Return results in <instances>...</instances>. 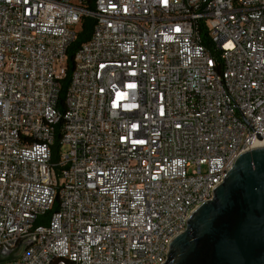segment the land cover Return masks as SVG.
Here are the masks:
<instances>
[{"label": "built area", "instance_id": "1", "mask_svg": "<svg viewBox=\"0 0 264 264\" xmlns=\"http://www.w3.org/2000/svg\"><path fill=\"white\" fill-rule=\"evenodd\" d=\"M261 146L264 0H0L1 264H163Z\"/></svg>", "mask_w": 264, "mask_h": 264}, {"label": "water", "instance_id": "2", "mask_svg": "<svg viewBox=\"0 0 264 264\" xmlns=\"http://www.w3.org/2000/svg\"><path fill=\"white\" fill-rule=\"evenodd\" d=\"M0 251V264L26 249ZM163 264H264V146L241 153L213 191L191 212Z\"/></svg>", "mask_w": 264, "mask_h": 264}, {"label": "trees", "instance_id": "3", "mask_svg": "<svg viewBox=\"0 0 264 264\" xmlns=\"http://www.w3.org/2000/svg\"><path fill=\"white\" fill-rule=\"evenodd\" d=\"M93 27V20L90 18H85L82 20L80 27L77 30L76 39L73 42V44L70 46L68 52H67V75L63 80L62 84V91L60 95V103L63 101L64 93L66 90V87L69 83L71 72L73 70V58L74 54L77 51V49L81 46L82 43L87 41L89 38L91 31ZM58 151H59V143L58 140L54 146V152L52 155V161L55 162L58 158ZM46 219L49 217V214H47Z\"/></svg>", "mask_w": 264, "mask_h": 264}, {"label": "rangeland", "instance_id": "4", "mask_svg": "<svg viewBox=\"0 0 264 264\" xmlns=\"http://www.w3.org/2000/svg\"><path fill=\"white\" fill-rule=\"evenodd\" d=\"M46 221V217H41L40 223H44Z\"/></svg>", "mask_w": 264, "mask_h": 264}]
</instances>
